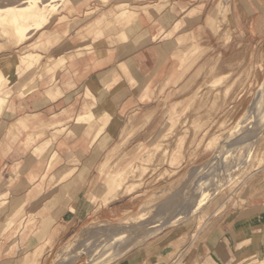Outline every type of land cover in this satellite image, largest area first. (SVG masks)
<instances>
[{"label":"crops","instance_id":"1","mask_svg":"<svg viewBox=\"0 0 264 264\" xmlns=\"http://www.w3.org/2000/svg\"><path fill=\"white\" fill-rule=\"evenodd\" d=\"M221 1L168 0L158 10H137L132 8L146 2L128 0L133 6L127 12L121 0L115 1L118 11L110 3L72 1L65 9L78 12L75 20L84 19L79 14L87 9L102 13L43 53L52 58L40 60L39 76L30 67H19L13 57L0 58V264H28L46 233L52 244L38 260L52 264L51 254L91 214L106 220L135 210L136 190L97 208L92 203L91 196L100 194L94 173L105 154L136 157L141 147L162 136L164 104L185 97L177 92L192 73L206 71L204 63L212 59L217 75L238 72V65L232 68L238 58L248 60L264 42V0H225V21L217 17ZM129 15H136L137 30L123 27ZM6 63L10 67L4 73ZM9 81L10 89L1 91ZM254 171L256 178L223 208L218 198L209 212L205 209L202 217L212 221L202 222L199 239L184 245L173 264L264 262V165ZM70 182L80 189L62 194L63 184L66 190ZM192 204L193 199L188 209ZM57 208L53 222L43 220ZM154 221L147 226L162 223ZM75 222L79 229L71 228ZM191 228L185 222L168 226L108 264H168L170 245L181 242Z\"/></svg>","mask_w":264,"mask_h":264},{"label":"rangeland","instance_id":"2","mask_svg":"<svg viewBox=\"0 0 264 264\" xmlns=\"http://www.w3.org/2000/svg\"><path fill=\"white\" fill-rule=\"evenodd\" d=\"M72 1L75 3L80 0H71L70 2ZM96 1L102 5L110 3L112 7H116V11L119 10L116 6L117 3H115L118 0ZM144 2L146 4L143 7H133L132 9L154 8V10H158L164 8L168 0H144ZM68 3L56 10L45 29L55 33L49 37L47 36L48 39L46 38V42L41 44L40 47L38 46L40 40L36 39L40 33L37 32L27 38L25 43L20 46L16 47V42L7 43L8 50L1 51L0 58L6 61L13 57L14 62L17 61L19 67H30V71H34L36 77L39 76L41 70L40 60L42 62L52 58L44 56L43 53H48L53 45L58 44L67 33L83 21H88V19L102 13V10L87 9L83 14H79V17H84V19L75 20L77 19L75 13L78 14V12L65 9ZM154 3H158V5ZM119 4H122L123 12H127L126 9L133 6V4H129L128 0H121ZM61 15L65 16L59 24L57 21H59L58 18ZM214 15L215 12L213 17ZM135 16L129 15L123 27L137 30L139 22L135 19ZM217 17H221L225 21V0H222L217 6ZM132 18H134V22ZM74 22L76 24L73 27ZM90 26L91 24L87 25V31L91 28ZM56 29L59 31L57 32ZM89 31L87 33H90ZM29 43H33L31 49L34 51L31 56L23 54L24 51L30 50V48H25L26 44ZM22 55L26 56L21 58ZM246 59L245 55L240 56L238 63L233 64L232 68H234V65H238V72L232 71L228 74L219 75H217L220 72L216 67V61L212 59L213 63H204L206 71L198 68L187 81L189 84L181 87L177 92L179 96L185 97L176 103L164 104L165 131L158 140L153 139L154 144L148 142V147H141L142 152L140 151L136 157L133 153L122 154L121 156L113 153L105 154L101 167L95 170L94 173L97 182H100L97 185L100 194L91 196L92 203L97 208L101 203H107L136 190L139 196L135 198L139 200L135 204V210L106 220H97L91 214L84 222L83 227L75 234L68 233L65 242L60 244L59 248L51 254L52 264H86V260L87 262L90 260L89 256L96 257L97 262L95 264H102L105 259L106 261L117 260L158 234L157 232H149L150 228L147 226L149 221L156 215L160 219L164 217L160 224H165L167 218L177 220L179 213H185L173 224L185 222L192 225L190 233L181 238V242L170 245V262L168 264H173V260L182 251L184 245L199 239L198 228L202 222L204 223L207 220V224H209L212 221L210 216L207 218L202 217L205 209L209 212L215 199L218 198V201L220 200L219 208H223L233 193H237L243 187L247 188L248 184L256 178L254 169L264 165V137L262 136L264 131V108L260 107L259 110L252 111V114L249 115L250 120L241 119L245 108L248 107L257 94L264 78V42L261 46L255 47L253 56H250L248 60ZM227 64L228 69H230V61ZM247 64L248 66H246ZM9 67L8 64V69ZM5 71H7V65L6 70L2 69V72L5 73ZM216 77H218V80H215ZM9 85L10 81L2 86L1 91L9 90ZM28 85L32 86L31 82L26 84L27 87H29ZM213 136L220 137V142L218 141V146L210 148L207 144ZM179 138L183 139V143L177 150H173V146ZM235 140L236 142L231 146L228 144ZM151 145L154 146L151 147ZM216 154L222 155V164H225V167L223 165L220 170L216 171H221L220 173L224 171L223 174L219 173L216 192L206 195L204 199L188 209L192 199L195 201L197 195L203 194L205 182L204 179L198 177L203 174L205 167L214 159ZM121 165L125 166L119 167ZM117 171L126 172L127 178L115 195L110 197L111 190L106 182L112 175L118 173ZM213 172L215 173V171ZM70 177L72 178V175ZM209 177L211 176L209 175ZM57 178L64 181L59 175ZM131 185H133V188L128 191ZM65 187L66 190L63 189V184L62 194H65L64 192L76 193L80 189H76L71 182ZM99 198L100 200H97ZM138 204L140 205L137 209ZM66 208L68 212L73 210L74 200L69 201ZM165 209H168L167 212H169L162 213ZM59 213L60 211L57 208L51 213L50 217L47 216L43 220L53 222ZM136 216H140L141 220L134 223L135 226H132L133 223L130 220L136 219ZM72 223L74 224V220ZM78 226L75 222V226L73 225L71 228L77 229ZM111 231L113 232L111 233ZM131 233L133 237H130ZM136 236L138 238H135ZM123 239H128L125 245H123ZM38 241L40 242L36 244L34 257H31L28 264H39L38 259L43 255L46 246L52 244L48 233L44 234ZM124 246L127 248L122 253Z\"/></svg>","mask_w":264,"mask_h":264},{"label":"bare ground","instance_id":"3","mask_svg":"<svg viewBox=\"0 0 264 264\" xmlns=\"http://www.w3.org/2000/svg\"><path fill=\"white\" fill-rule=\"evenodd\" d=\"M70 1L71 0H0V52L4 51V50H8L7 43L16 42V47L20 46L23 43H25V40L27 38H30L31 36H33V34H35L37 32L40 33L39 37L43 36L42 41L39 44V47H40V45L43 44L44 42H46V40L48 39L47 35H45V31H46L45 29L49 25L50 21L52 20L56 10H59L61 8V6H63L64 4H67ZM69 4L72 5L71 2ZM70 5H69V7H70ZM71 9L72 8L70 7V10ZM64 16L61 15L58 18L59 21H57V22L58 23L62 22L64 19ZM133 19L134 18H132V20ZM135 19L138 21V19L136 17H135ZM134 21L135 20H133V22ZM56 31L58 32L59 30L56 29ZM26 47L30 48V50L24 51L23 54H27V55L31 56L32 52L34 51L31 49L33 47V43L26 44L25 48ZM24 56H26V55H22L21 58ZM1 61L4 62L3 60H1ZM6 65H7V69H8V64L6 63L3 66L4 70H6ZM217 78L218 77H216L215 80H218ZM260 107L264 108V78H263V81H262V83L258 89L257 94L252 99L251 103H249L248 107L245 108V110L243 112V116H241L242 117L241 119H246V121L250 120V117H249L250 113L252 114V111L259 110ZM221 136L223 137V135H221ZM219 139H220V137L213 136V138H211V140L208 142L207 146H209L210 148H214L217 145ZM234 142H236V140L231 141L228 144H230V146H231ZM241 142H243V141H241ZM182 143H183V139L179 138L176 141L175 145L173 146V150H177L182 145ZM228 147H229V145H228ZM221 159H222V157H221ZM215 163H216V161H213L206 168L207 174H209L211 177H209V175H206V174L202 177H200V176L198 177V178L204 179V182H205L204 191H203L202 195L201 194L197 195V198H195L197 200L194 201V199H193L192 205L197 204V202L204 199L206 195H210V194H213L216 192V186H217V182H218V178H219L218 176H220L219 173L221 171L220 172L218 171L215 173L210 172L213 169H215V166H216ZM223 165L225 167V164H222V166ZM223 172L220 174H223ZM201 173H202V171H201ZM212 175H214V176H212ZM126 178H127L126 172H124V173L118 172L109 178V180L106 182V184L111 190L110 197H113L115 195L116 191L120 188L121 184L123 183V181ZM132 188H133V185H131L129 187L128 191H131ZM210 190H211V192H210ZM165 210L162 213H168L169 212V211L167 212L168 209L166 211ZM181 214L182 213H179L177 219H179L181 217ZM156 216L153 218V220H155L154 222H156V221L159 222L160 220H162L164 218L163 217L162 219H160L159 216H157V217ZM139 217L140 216H136V219H134L132 221L130 220V222L133 223L132 226H135L134 223H137L141 220ZM127 221H129V220H127ZM129 224H131V223H129ZM131 228H134V227H131ZM136 228H137V226H136ZM136 228H134V229H136ZM113 231H111V233ZM116 232H115V234H116ZM118 232H120V231H118ZM131 236H132V233H131L130 237ZM127 237H124V238H127ZM135 238H138V236H136ZM128 239H126V240L123 239L124 240L123 245H125V243L128 241ZM135 242L133 243V246H134ZM128 244H129V242H128ZM89 252H90V249H89ZM89 257H90V260L88 262L86 260V264H88V263L89 264H95L97 262L96 257H94V256H92V257L89 256ZM89 257H88V259H89ZM262 264H264V262Z\"/></svg>","mask_w":264,"mask_h":264},{"label":"water","instance_id":"4","mask_svg":"<svg viewBox=\"0 0 264 264\" xmlns=\"http://www.w3.org/2000/svg\"><path fill=\"white\" fill-rule=\"evenodd\" d=\"M221 157H222V155H215L214 156V159L212 160V161H210L209 162V164H207V166L205 167V169H204V172H203V174L202 175H200V177H202V176H204V174H207V172H206V168L213 162V161H216V163H215V169H213L212 171H210V172H213V171H217V170H220L221 168H222V163H223V161H222V159H221ZM187 214H188V212H187ZM181 215H185V213H182ZM189 215V214H188ZM180 219V218H179ZM179 219H177V220H179ZM176 219H174V218H170L169 220H168V222H166L165 224H159V225H157V226H148V228H150V230H149V232H157V233H159L162 229H164V228H166V227H168V226H171V225H173V223L175 222V221H177ZM127 246V245H126ZM126 246H124L123 247V249H122V253L124 252V250H126ZM104 262L102 263V264H108V263H110V261H112V260H110V261H106V259L105 260H103Z\"/></svg>","mask_w":264,"mask_h":264}]
</instances>
